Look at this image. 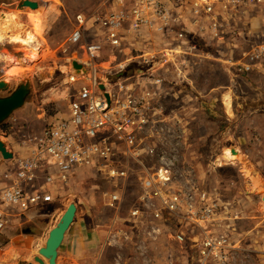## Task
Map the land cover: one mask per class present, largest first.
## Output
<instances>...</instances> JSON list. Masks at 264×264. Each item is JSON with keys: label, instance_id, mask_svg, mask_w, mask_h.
<instances>
[{"label": "built area", "instance_id": "built-area-1", "mask_svg": "<svg viewBox=\"0 0 264 264\" xmlns=\"http://www.w3.org/2000/svg\"><path fill=\"white\" fill-rule=\"evenodd\" d=\"M255 7L264 10V0H106L79 14L66 47L87 57L70 66L78 62L92 77L69 73L61 114L39 135L23 139L26 152L15 155L0 183V233L52 203L56 184L73 183L72 171L90 169L114 183L110 242H156L175 220L171 236L182 247L183 264H227L229 239L216 227L221 217L227 220V206L209 193L177 189L166 156L153 146L159 125L167 123L158 94L167 83L193 80L202 65L221 63L233 79L264 71V41L253 43V28L228 22ZM138 42L147 47L136 53ZM109 53L125 58L109 73L110 86L97 74V63ZM131 178L139 186L129 203Z\"/></svg>", "mask_w": 264, "mask_h": 264}, {"label": "rangeland", "instance_id": "rangeland-1", "mask_svg": "<svg viewBox=\"0 0 264 264\" xmlns=\"http://www.w3.org/2000/svg\"><path fill=\"white\" fill-rule=\"evenodd\" d=\"M21 1L23 0H0V9L14 8ZM38 1L45 4L48 0ZM105 2L106 0H59L61 14L53 21L46 36V46L53 53L54 62L43 61L41 68H25L29 71L21 80H30L33 94L26 106L0 127L2 141L37 136L53 125L61 114L62 103L70 87L67 76L70 61L68 62L65 52L70 51L66 42L76 27V17L83 12L97 10ZM25 7L28 8L26 5ZM228 22L240 29L248 26L253 28L258 36L252 40L253 43L264 41V27L263 35L259 31L264 24V10L255 7L248 15ZM11 42L10 40L7 45L1 46L2 54L26 65L23 50ZM160 44V41L154 42V45ZM145 47L146 44L138 42L135 44V52L138 53ZM224 53L222 50L217 55ZM80 59L87 61L84 55ZM124 59L122 55L115 56L111 53L100 59L97 74L103 84L110 86L112 78L109 73L114 75L119 69V63L125 62ZM214 66L217 67H197L193 71V80L187 83H167L164 93L158 94L166 112L167 123L159 125L160 134L154 139L153 146L158 153L166 156L172 167L177 189L183 192L209 193L219 198L223 207L227 206V220L221 217L216 226L217 232L225 233L229 239L227 264H264V212L257 209L259 195H252L251 187L242 179V166L239 163H226L224 159L226 149H235L239 155H233L234 157L242 156L251 166L257 165L264 172V132L257 130L258 126H263L264 118L257 117L254 99L264 71L256 70L246 77L233 79L225 72L221 63L216 62ZM66 67H69L67 71ZM9 68L11 67L6 63V58L0 61V80L8 77ZM193 72L190 71L191 74ZM40 73H45L48 77L40 79ZM21 80L12 82L18 84ZM225 97L227 101L231 99L232 103V111L227 110V114L223 105ZM142 158H146V155L143 154ZM145 161L148 162V158ZM154 161L151 159L149 162L153 165ZM136 169L139 170L137 165ZM70 176L74 179L71 186L56 184L58 188L55 194L59 198L52 203L54 207L46 216L44 235L35 239L31 245L30 260L39 256L38 251L44 247L49 232L59 223L67 207L75 204L78 211L66 234L61 255L72 230L77 224L88 220L90 227L93 226L92 230H97L98 235L102 236L103 243L107 246L106 253L109 251L105 264H183L179 255L182 247L171 236L172 225H177L175 220L167 223L165 234L156 242L136 241L132 245L124 240L123 243L110 242L109 229L117 217L115 208L108 205L114 183L102 179L90 169L74 170ZM138 181V178L130 180L131 187L127 195L129 203L133 202V191L137 190ZM42 184L39 182V187ZM118 185L120 186L119 183ZM45 205L48 204L40 207ZM188 247L196 255L195 247ZM257 253L260 257H257ZM63 256L59 259L61 264ZM128 256L135 258L134 261L129 263L125 259Z\"/></svg>", "mask_w": 264, "mask_h": 264}, {"label": "crops", "instance_id": "crops-1", "mask_svg": "<svg viewBox=\"0 0 264 264\" xmlns=\"http://www.w3.org/2000/svg\"><path fill=\"white\" fill-rule=\"evenodd\" d=\"M31 1L37 3L39 7H40V5L41 6L45 5L41 2H39L38 0H31ZM27 9H30V8H27ZM30 10H32V9H30ZM58 10L61 12V8H59V5H58ZM52 23H53V21H52ZM263 27H264V24H262L259 28V31L261 32L262 35H263V30H262ZM11 43H14V42H11ZM4 46H2V47H4ZM69 50H73V49H69ZM128 52H130V50ZM4 58H6V56L4 54H2L0 61H2ZM76 58L79 62L84 63V61H82V59H80V56H78V57L76 56ZM42 63L43 62H40L35 67L41 68ZM214 65H216V64L215 63L209 64L208 67L210 69L216 68L217 66H214ZM27 66L29 68L32 67L31 65L26 64L25 68H28ZM9 69L12 70L13 68L11 67ZM8 73H9V70L7 71V75H8ZM4 79H6V78H4ZM4 79H2V80H4ZM261 79H262V81L260 82V84L261 83H263V84L257 85L256 94H255L254 99L256 101V106H257V110H256L257 117H263L264 118V77ZM2 80H0V81H2ZM11 81H13V80H11ZM227 102L231 103V99H230V101L229 100L227 101V97H225L223 105H224V111L226 114H227V107H226ZM231 111H232V103H231ZM257 130L264 132V124H263V126H258ZM4 142L7 146L8 152L10 154H12V158L6 160L3 158V156L0 153V183L2 182V180L4 178V174L8 171L13 170L12 160L15 157V155H17L18 153H25L26 152L23 149V145H22L23 139L22 138L19 140H16V139H14V140L9 139L8 140L7 139ZM253 168L256 170L257 175H258V177L262 183L261 187L257 188L255 185H253L247 179L244 172L241 171L242 179L246 182L247 185H249V187H251V189H252L251 194L252 195H256V196L259 195L258 198H259L260 202H259V204H257V209L259 210V212L263 213L264 212V203L262 202L261 196H262V194H264V172H263V169L257 165L254 166ZM56 188H58V187L57 186L54 187V193L53 194H55ZM58 198H59L58 194H55L53 196L54 201L57 200ZM54 201L52 203H54ZM52 203H49L50 205L48 204V205H45L42 207L39 206L37 208H34L33 210H31L27 214V216L25 217V220H23L19 225L14 226V227H7L5 229V230L16 229V228L21 229L22 226L25 224H32L34 231L30 234H27V235L21 233L20 235L14 237L12 239H8V238L0 235V264L34 263L33 260H35L36 256H34L33 260L29 259L30 255H31V245L35 239H38L44 235V231H45L46 226H47L46 216L49 215V212H51L52 207H54ZM77 211H78V209H77ZM116 216H117V214H116ZM114 223H115V220L112 222V224H114ZM245 227H248V225L245 224ZM92 229H93V226L90 227V221H88V220H86L85 223H82V224L79 223V225L77 224V226L72 230L71 235L66 239L67 246H65V251L64 252L62 251L63 252L62 255H61V248H60L59 256L57 259V264H61L59 259L63 255L64 256L62 258L63 259L62 264H105V261L108 259L109 251L106 253V249H107L106 247L107 246L105 247V245L103 243L102 236L98 235L99 232H97V230L93 231ZM40 231L42 232L41 236H39L37 234ZM117 241L122 242V240H120V239H118ZM45 243H46V241H45ZM62 245L64 246V244H62ZM130 245H132V244L130 243ZM257 257H260V255L258 253H257ZM114 259H116V258L114 257ZM125 259L128 260L129 263H131L134 261L135 258L132 259L128 256Z\"/></svg>", "mask_w": 264, "mask_h": 264}, {"label": "bare ground", "instance_id": "bare-ground-1", "mask_svg": "<svg viewBox=\"0 0 264 264\" xmlns=\"http://www.w3.org/2000/svg\"><path fill=\"white\" fill-rule=\"evenodd\" d=\"M59 0H48L44 6L36 10L26 9L24 0L19 2L14 8H1L0 9V48L6 45L10 40L17 44L23 51L26 58V64L32 67L40 62H54V55L46 46V36L50 30L52 21L60 16L58 10ZM68 62L76 60L75 50L66 51ZM2 51L0 49V60ZM6 63L13 69L9 70L8 77L6 78L11 82L12 80H21L29 70L25 69L16 59H8ZM28 67V66H27ZM69 67H66V71ZM69 75V70L67 76ZM227 110L231 112V103L227 102ZM224 159L226 163L236 164L242 166V170L247 179L260 188L262 183L257 175L256 170L245 161L243 157H234L230 149H226ZM39 255V254H38Z\"/></svg>", "mask_w": 264, "mask_h": 264}, {"label": "water", "instance_id": "water-1", "mask_svg": "<svg viewBox=\"0 0 264 264\" xmlns=\"http://www.w3.org/2000/svg\"><path fill=\"white\" fill-rule=\"evenodd\" d=\"M24 4L32 10H36L39 7L37 3L30 0H24ZM69 73L74 76L92 77V71L78 62L72 63L69 68ZM47 77L48 75L45 73L39 74L40 79ZM101 89H103V87ZM32 94L33 89L28 78L21 80L18 84L12 81L10 82L7 79L0 81V127L4 126L16 112L22 110L26 106ZM0 153L6 160L12 158V154L8 152L5 142L1 139ZM231 153L232 155L239 154L235 149H232ZM261 198L264 203V194H262ZM76 214L77 206L75 204L69 205L59 223L49 232L44 247L40 248L38 251L39 256L35 257L34 263L27 264H57L59 250L65 240L67 232L74 223ZM33 231L32 224H25L21 229H7L1 232L0 235L12 239L21 233L27 235ZM41 233L40 231L37 234L41 236Z\"/></svg>", "mask_w": 264, "mask_h": 264}]
</instances>
